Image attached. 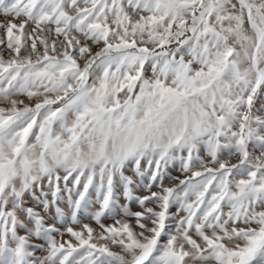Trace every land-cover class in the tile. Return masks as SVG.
I'll use <instances>...</instances> for the list:
<instances>
[{
  "label": "snow or ice",
  "instance_id": "snow-or-ice-1",
  "mask_svg": "<svg viewBox=\"0 0 264 264\" xmlns=\"http://www.w3.org/2000/svg\"><path fill=\"white\" fill-rule=\"evenodd\" d=\"M0 264H264V0H0Z\"/></svg>",
  "mask_w": 264,
  "mask_h": 264
},
{
  "label": "rangeland",
  "instance_id": "rangeland-1",
  "mask_svg": "<svg viewBox=\"0 0 264 264\" xmlns=\"http://www.w3.org/2000/svg\"><path fill=\"white\" fill-rule=\"evenodd\" d=\"M173 174H177V173H173ZM62 207H64L65 209H66V205H62ZM173 210H175V209H173ZM49 219H51L50 217H49ZM85 222H89V221H85Z\"/></svg>",
  "mask_w": 264,
  "mask_h": 264
}]
</instances>
